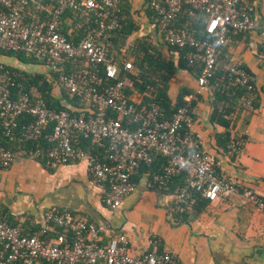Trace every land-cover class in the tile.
<instances>
[{"label":"built area","instance_id":"2783aa9c","mask_svg":"<svg viewBox=\"0 0 264 264\" xmlns=\"http://www.w3.org/2000/svg\"><path fill=\"white\" fill-rule=\"evenodd\" d=\"M121 0H0V50L18 51L42 63L56 74L57 85L78 96L84 107L72 113L46 105L44 99L27 91V77L0 63V125L10 140L35 142L16 149L0 146V167L7 169L19 158L43 159L46 164L83 161L98 185H103V203L116 209L135 188L132 177L142 165L151 167L158 156L166 159L160 171L148 172L146 186L167 188L180 172L183 184L174 189L173 201L183 210L190 192L197 191L213 201L241 194L264 213V196L231 181L217 170L216 157L207 151L199 133L192 129L193 111L189 103L177 107L170 116L155 103H142V95L126 92L122 65L107 55L105 40L119 27ZM156 17L163 43L189 47V64L201 63L196 93L205 88L234 92L245 89L241 106L251 104L254 75L239 64H227L226 77L213 82L219 52L231 33L256 28L253 0H146ZM188 18L174 22L183 6ZM66 10L90 26L73 42L60 32ZM205 16V31L211 39L195 36L192 22ZM66 65L73 67L69 73ZM34 91V92H33ZM22 118H30L21 122ZM50 127L46 143L42 132ZM45 225L24 233L18 225L0 218V264H181L175 253L146 250L128 252L129 240L123 233L106 244L99 241L102 227L83 216L56 207L44 211ZM49 232L55 236L49 237ZM154 238L149 240L154 244Z\"/></svg>","mask_w":264,"mask_h":264},{"label":"crops","instance_id":"0c3cea01","mask_svg":"<svg viewBox=\"0 0 264 264\" xmlns=\"http://www.w3.org/2000/svg\"><path fill=\"white\" fill-rule=\"evenodd\" d=\"M253 2L256 28L231 33L218 58L219 67L239 64L254 75L253 107L237 106L227 126L214 122L213 90L196 93V76L186 69L175 71L167 94L171 104L181 94L192 103V129L200 134L204 148L215 155L217 170L264 196V0ZM129 4L138 29L128 36L125 54L131 56L127 46L143 37L162 56L176 61V52L163 43L156 19L148 14L146 0H129ZM0 63L31 73H49L42 63L22 62L2 53ZM51 93L63 101L55 81ZM43 161L19 158L7 169L0 167V218L20 226L24 233L43 227L44 211L56 207L100 225L103 244L113 235L125 234L130 254L155 249L175 253L181 264H264V213L241 194L210 201L200 211L187 203L183 208L186 220L178 222L174 213L181 210L175 208L174 190L148 188V171L142 166L132 177L134 190L119 207L111 209L103 203L104 186L95 183L83 161L56 165ZM53 236L49 232L48 238ZM151 238L154 244L149 243Z\"/></svg>","mask_w":264,"mask_h":264},{"label":"trees","instance_id":"16d2710c","mask_svg":"<svg viewBox=\"0 0 264 264\" xmlns=\"http://www.w3.org/2000/svg\"><path fill=\"white\" fill-rule=\"evenodd\" d=\"M120 7L121 13L119 27L110 33L108 38L105 40L107 46V55L112 61H115L120 65H122L125 60L131 61L132 69L127 72L121 71L120 73V78L125 79L126 81L127 93L131 92L132 90L138 91L142 95L143 105H147L149 102H155L165 109L166 116H170L177 107L188 104V102L183 99L181 94L178 96L177 102L175 104H171L167 94L169 80L174 76L177 69H186L196 76L197 79L201 71V63L198 61H196L194 64L188 63L186 56L190 48L187 46H167L169 50L176 52L177 57L175 61L173 58H166L162 56L161 52L143 37L136 38L132 46H127L131 49V56L129 55L128 57L123 51L126 47V40L128 39V36L138 29V26L131 18L129 12V0H121ZM190 8L191 7L189 5L182 7L174 22L176 25H181L188 18ZM147 11L151 17L156 19L155 14L151 9L148 8ZM89 26L90 23H87L83 18H74L73 13L70 10H66L61 16L59 30L67 37V39L77 42L83 36L85 29H87ZM192 29L194 30L195 36L197 38L211 39V35L205 31V16L201 12L192 22ZM0 53L16 57L22 62H38L34 58L18 51L0 50ZM3 65L4 67L12 68L22 72L27 77L26 90L30 92H32L31 90H35V93L44 99L47 106L53 108H64L72 113L76 112L75 109L84 107L83 101H81L78 96L72 95L64 89H61L63 101L55 98L52 95L51 90L53 88V81L56 79L55 73L49 70L48 75L45 73H31L22 71L16 67L6 64ZM72 70H74L73 67H70L69 65H66L64 68L66 73H69ZM218 77H226L224 74V69L219 66L215 71L213 82H215V79ZM213 92L215 99L212 120L227 126L229 124L228 118L231 116L232 112L237 106H241L240 101L245 95V89L236 87L234 92L230 90L221 91L220 89H215ZM253 102L254 99H252L251 104L247 106V108H252L254 105ZM189 106L190 109L193 110L192 103H189ZM29 120L30 118H22L21 122ZM49 131L50 127H47V129L42 132L40 143H46V135ZM20 145L31 146L35 145V142H20L17 139L10 140L4 135L0 125V146L16 149ZM226 146V142L223 143V147L226 148ZM44 162L45 161H43V163ZM165 163L166 159L158 156L151 167H147L145 165H142V167L150 173L157 172L162 169ZM184 180L185 173L180 172L172 179L167 188H170L172 191L177 185L183 184ZM208 202L210 201L204 198L201 193L197 191H191L190 199L187 200V203H190L192 208L196 211L202 210ZM185 209L181 212L176 211V213H174V216L178 222L186 220L185 217L187 211Z\"/></svg>","mask_w":264,"mask_h":264}]
</instances>
